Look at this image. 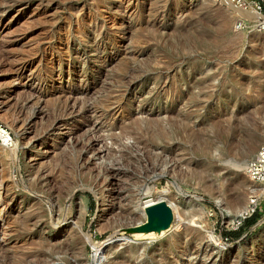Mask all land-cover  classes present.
<instances>
[{"label":"rangeland","instance_id":"obj_1","mask_svg":"<svg viewBox=\"0 0 264 264\" xmlns=\"http://www.w3.org/2000/svg\"><path fill=\"white\" fill-rule=\"evenodd\" d=\"M233 10L0 0V258L31 218V264H264V192L239 168L264 142V24Z\"/></svg>","mask_w":264,"mask_h":264},{"label":"bare ground","instance_id":"obj_2","mask_svg":"<svg viewBox=\"0 0 264 264\" xmlns=\"http://www.w3.org/2000/svg\"><path fill=\"white\" fill-rule=\"evenodd\" d=\"M228 2H229V5L232 7V8H234V10H235V12L236 13H240L241 14V16L243 15V17L245 18V19H248V20H252V22H254V23H260V24H264V16H262L260 13H258L257 11H254V10H251L250 12L248 11V12H242V11H239V10H237L233 5H231L233 2H232V0H227ZM230 2H232L231 4H230ZM238 2H247L248 3V0H238ZM234 4V3H233ZM228 5V4H227ZM234 5H236V6H239L238 4H234ZM239 7H242V6H239ZM5 8V7H4ZM233 10V11H234ZM2 14H4V13H2ZM0 30H1V28H0ZM237 37V36H236ZM240 39V38H239ZM238 39V40H239ZM235 40V39H234ZM237 40V39H236ZM234 42V41H233ZM24 63V62H23ZM17 64V63H16ZM22 69H23V67H22ZM17 71V70H16ZM20 70H18V72L16 73V77H21L20 75H21V73L19 72ZM16 79V78H15ZM7 94V93H6ZM10 98V97H9ZM56 99V98H55ZM6 100H7V98H6ZM38 100H39V98H38ZM52 100V99H51ZM8 102V101H7ZM1 105H2V103H1ZM15 106V105H14ZM13 108V107H12ZM15 108V107H14ZM106 108V107H105ZM67 111V110H66ZM151 136V135H150ZM142 143H144V142H142ZM255 143V142H254ZM254 143L252 144V146H251V148H253L254 147ZM249 147V146H248ZM250 148V147H249ZM248 151V150H247ZM5 153V148L4 147H2L1 145H0V156H2L3 154ZM244 153H246V151L244 152ZM247 154V153H246ZM11 158V157H10ZM10 160V159H9ZM11 161V160H10ZM246 163L247 162H245V163H241L242 165L239 167V168H241V169H243L244 171H245V167H246ZM233 165H237V164H233ZM239 165V164H238ZM162 169V168H161ZM243 171V172H244ZM249 184H251V186L252 187H254V186H258V187H255V188H257L258 189V191H261V192H264V184H253V183H251L250 181H249ZM198 187V186H197ZM253 192H254V190H252ZM256 192V191H255ZM254 192V193H255ZM146 194V193H145ZM154 197V196H153ZM152 196H151V194L149 193V194H147V196H144V198H142V202H141V205H143V206H140V207H143V208H153V207H156L157 205H159L161 202H163V199H164V197H163V199H161V197L160 198H153ZM169 200V199H168ZM142 209V208H141ZM201 209V208H200ZM174 210V209H173ZM246 208L244 207V208H242L241 210H238L237 212V219H240V218H242L243 217V215L245 214V212H246ZM173 212H175V210L173 211ZM203 212V211H202ZM175 214H177L176 216H177V218L179 217L180 218V216H179V213L178 212H176ZM150 216V215H149ZM2 217L3 216H0V220H2ZM235 218V219H236ZM150 219L151 220H158V217L157 216H150ZM236 219V220H237ZM31 220V218H29V220H23L22 222H21V224H22V229L23 230H27L28 231V233L29 232H31V234H32V236H30V235H28V237L27 238H22L21 239V242H23V247H19V248H22L21 250H14L12 253H10L9 255H3V257H1L0 258V264H31V259H36V262L39 260L38 259V256H40L41 255V253H42V251H43V249H44V245H43V240H42V238H41V231L42 230H40V229H37V228H35V227H32V225H31V227H29V221ZM6 223V222H5ZM161 224H163V223H161ZM162 227H164V226H162ZM161 227V228H162ZM33 230V231H32ZM138 233L136 234V238H146V237H148V235L144 232V230H143V228H139L138 230ZM150 235V234H149ZM27 239V240H26ZM29 241H31L30 243H29ZM20 242V243H21ZM33 242V243H32ZM34 244V246L32 247H26V245H30V244ZM88 243V242H87ZM89 243H90V246H91V248H92V252H93V254L90 256V260L92 261V260H94L95 259V257H96V255L98 254V251H99V249L102 247V244H96L95 242L93 243L91 240H89ZM107 243V242H106ZM104 244V243H103ZM21 244H20V246H22ZM17 247L18 246H16L15 248L17 249ZM181 248V247H180ZM12 249V248H11ZM12 251V250H11ZM41 258V257H40ZM35 261V260H34ZM39 262V261H38ZM93 262V261H92ZM95 262V261H94ZM40 263H41V261H40ZM33 264V263H32ZM34 264H38V263H34Z\"/></svg>","mask_w":264,"mask_h":264},{"label":"built area","instance_id":"obj_3","mask_svg":"<svg viewBox=\"0 0 264 264\" xmlns=\"http://www.w3.org/2000/svg\"><path fill=\"white\" fill-rule=\"evenodd\" d=\"M234 4H240L238 0H232ZM258 9V7H257ZM11 142V134L6 127L0 124V145L7 147ZM245 174L248 180L253 184H264V142L261 143L256 153L247 161ZM258 193L252 192L247 204L250 211H253V204L256 201Z\"/></svg>","mask_w":264,"mask_h":264},{"label":"trees","instance_id":"obj_4","mask_svg":"<svg viewBox=\"0 0 264 264\" xmlns=\"http://www.w3.org/2000/svg\"><path fill=\"white\" fill-rule=\"evenodd\" d=\"M254 220H255V214H253L249 217L248 222H250V224H252ZM243 221H246V219H244Z\"/></svg>","mask_w":264,"mask_h":264},{"label":"water","instance_id":"obj_5","mask_svg":"<svg viewBox=\"0 0 264 264\" xmlns=\"http://www.w3.org/2000/svg\"><path fill=\"white\" fill-rule=\"evenodd\" d=\"M98 259H99V258H97V260H96V263H95V264H97V263H98Z\"/></svg>","mask_w":264,"mask_h":264}]
</instances>
